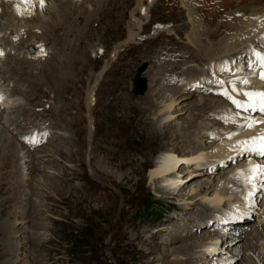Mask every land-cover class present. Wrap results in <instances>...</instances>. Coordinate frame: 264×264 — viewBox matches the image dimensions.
Instances as JSON below:
<instances>
[{
    "label": "rangeland",
    "instance_id": "rangeland-1",
    "mask_svg": "<svg viewBox=\"0 0 264 264\" xmlns=\"http://www.w3.org/2000/svg\"><path fill=\"white\" fill-rule=\"evenodd\" d=\"M20 1L0 0V65L9 72H0V90L10 93L15 120L11 129L7 115L1 118L5 123L0 122V264H175L181 258H185L181 264H214L206 247L220 236L228 238V230V239L249 236L238 239L235 247L218 240L221 264H264L263 174H255L259 193L256 188L252 198L246 197L252 191L249 176L234 177L252 157L241 153L224 160L226 164L217 162L211 170L206 166V173L182 153L190 142L186 136L203 130V120L205 125L214 123L219 127L194 135L195 147L188 144L209 164L227 137L242 133L245 121L260 116L220 94L227 90L240 100L232 95L231 85L218 82L248 77L253 64L249 58L242 53L205 57L195 41L201 25L192 24L188 0H153L143 16L134 14L141 29L133 25L134 38L126 44L137 0H45L43 7L39 0ZM27 28L33 30L28 36L23 32ZM258 44H248V52L259 53ZM198 52L203 63L187 57L173 66L174 57ZM139 64L146 66L139 73L145 87L135 94L136 77L132 91L131 78ZM189 68L195 70L193 78L184 73ZM198 79L205 87L195 91L188 82ZM152 91L160 96L153 98ZM188 92L184 99L188 103L206 97L216 105L181 130L177 126L189 119L191 111L195 117L199 114L192 104H179L178 97ZM171 97L177 100L169 111ZM170 116L179 118L175 129L152 143L148 121L163 126L172 121ZM11 130L17 133L15 138ZM36 130L39 136L33 134ZM181 138L186 141L177 150L174 144ZM168 149L176 159L177 184L184 185L176 196L173 190L162 195L158 187L164 182L149 178ZM255 160L264 167L263 158ZM199 185L201 197H194ZM226 187L231 191L224 192ZM217 188L222 200L216 207L209 199ZM182 190L191 202L183 201ZM247 202L252 214L245 222L234 220L238 229L219 231L221 225L211 226V218L242 209ZM184 248L188 249L181 253Z\"/></svg>",
    "mask_w": 264,
    "mask_h": 264
},
{
    "label": "bare ground",
    "instance_id": "bare-ground-1",
    "mask_svg": "<svg viewBox=\"0 0 264 264\" xmlns=\"http://www.w3.org/2000/svg\"><path fill=\"white\" fill-rule=\"evenodd\" d=\"M21 1H23V0H21ZM143 2H146L147 3L146 7L143 6V4H144ZM152 2H153V0H137L136 8L134 10H132L131 13H130L131 27L128 29V33L126 34L127 38L125 39V41H124L123 44L129 43L131 41V39L134 38L135 32H133V29H132V26L133 25L135 26V28H140L141 29V24H139L138 22H135L134 14L135 13L137 14L138 12H140L142 14V16H143L144 13H145V11L147 12V10L149 9L148 7L150 6V4ZM187 3H189V4H187V7H188L189 12H190V17H191L192 24H194V25L195 24L196 25L197 24H200L201 25V28H198V33L196 32L198 35H197V38H196L195 41H196V44L199 47V50L204 53L205 57L208 56L209 58L221 59L223 53L231 54L230 57L233 56V55H238L239 53H242V55H245L246 57L249 58L248 61H247L248 63H251V64L253 63L252 64V67L250 69L251 74L247 77L249 79L250 83L248 85H241L239 83H236L237 85L236 84L235 85H231L230 87H233L234 86V87H237V88L241 89V91H250V92H257V93L260 92V91H264V79H260V77H259V72H260L259 62L255 58L254 53L248 52V49H247L248 44L252 43V41L253 42L255 41L256 43H259L258 45H261V48H259V51H260L259 53H264V0H188ZM60 5H61V8H60L61 10H63V9L66 10V4L64 5V4H61L60 3L59 6ZM7 7H8V11L10 10V14H13L14 12L11 11V9L9 8V5ZM32 22H33V20H31V23ZM28 28L23 31L24 34H26L27 36L31 34L30 32L32 30L31 28L30 29H28ZM2 31H3V26L1 24L0 25V33ZM194 39H195V37H194ZM246 51H247V53L246 54H243ZM192 52H194V51H192ZM201 52H198L199 53L198 56L193 55L194 54L193 53V54H188V56H183L182 58H180V57H174V59H173V61H174L173 66L175 68H177V66L180 65V63H181L182 60H187V57L189 58V60H191V62L192 61H195V62H202L203 63V61H205V58L203 57V55L200 54ZM17 56L18 57H21V55H17ZM242 58H243V56H242ZM253 58H255L256 60L252 62L251 59H253ZM10 59H13V56H11ZM1 62H3V61H1ZM219 62L220 61H218V63L216 65H218ZM1 66L2 65H0V72L7 73V72L4 71V68L1 67ZM212 66H214L215 68L217 67L215 65H212ZM215 70L216 69H213V72H215ZM194 72H195V70H192L191 68L188 69V72L187 71H184L185 74H188L190 76L192 74H194ZM13 73H14V71H13ZM7 74H9V72ZM10 74H12V72H10ZM191 78H193V75L191 76ZM198 80L199 81H193V83L188 82V84H191V86H190L191 88H193V87L196 88L195 91H197V89H198L197 87L198 86H200V87L202 86L203 88L205 87L204 82L202 80H200V79H198ZM184 81L187 82V80H184ZM139 82H140V80L138 79V77H136L134 79V81H133V83L135 84L134 87L136 86V88H134V91H138L137 87L139 85ZM0 87H1V85H0ZM183 89H185V88H181L180 87V90H183ZM0 91H3V90H0ZM175 91H176L175 89H172V91L170 92L171 95H173V93H175ZM230 91H231L232 95H234L236 98L239 97V99L241 101H243L245 104H247L249 102L248 101V98L244 97L243 95H238L236 92L232 91L231 88H230ZM152 92H153V95L152 94L151 95L153 96V98H156L157 95L160 96V93L159 92H158L159 94H157L156 91H152ZM14 93H18L17 88L14 89ZM4 95H5L4 97L0 98V104H1V106H0V122L5 123V120H1V118H2V116L7 115L6 122L11 125L10 128H9V129H11L12 128V124L15 121L14 120V116H12L13 115V111L11 109L12 107H14V105H11V103H9L8 96L6 94H4ZM188 95H190L189 92L188 93L181 94L178 97V99L181 100L179 104H182V103H186L187 105L192 104L191 107H193V108L195 107L194 108L195 110H196V107L198 108L197 111H199L198 112L199 114H197V116L195 117L192 114V111H191V113L188 116L189 119L188 118L185 119L186 120L185 123H181L180 126H177L181 130L192 127L194 125V123L197 120H199V115H201L205 111H209L212 108H215V105H216L215 104V101L213 99L206 98V97H205V99H201V101L192 100L190 103H188L187 101L184 100V99H186L185 97L188 96ZM175 100H177V99L176 98L170 99V104L167 105V108H168L169 111H170V108H172V102L175 101ZM150 103H153V102L151 101ZM2 105H4V107H2ZM208 105H209V107H208ZM152 106H153V104H152ZM259 107H260V105L259 104H256L255 105V110L254 109H251V110H254L255 111L254 113H257L260 116H258L257 118H254L252 120L245 121L242 124V125L251 124L252 126L251 127H241L239 129V131L242 130V133H238L237 132V133L233 134L231 136V138L227 137L226 144L225 145L222 144L223 146H221V148L218 149L217 154L215 153L216 154L215 159H212L211 161H209V164H205V160L203 162V159L202 158H204V157H202V155H201L202 153L198 151L199 149L194 150V149H192V147H195V145L198 143V140H195L194 139V137H195L194 135L195 134L196 135L197 134H202L204 130L205 131L206 130L209 131V129H213V127H215V128L217 127L218 128L219 126H215L214 123H211L210 125L209 124L208 125H205L204 124V120H203V122L201 120L203 130H198L197 133H195V134H193V132H192L191 136H189V135L186 136L189 139V141H190L188 144L191 143L192 147L191 146H188V144L187 145H184L186 147V152L185 151L182 152L184 155H187V159H191L189 162H191V163L194 162V168L195 167L197 168V167H200L201 166L203 169H205V172L207 171L206 170V166H207V168H209L211 170L214 167L216 168L217 165H219V164L220 165L224 164L225 163L224 160H226V162H227V160L229 158H232L233 159L235 157L240 156L241 153H248V155L250 157H252L251 160H250L251 162L250 163H247V165L246 166H243V168H240V169H237L236 170V173L238 174V176H235L234 175V177H237L238 179L240 178L241 180H243L245 177L249 176L252 191H250V193H248L246 195L247 198H252L253 197L252 192L256 188H257V190H255L254 192H256V194L259 193V189H258L257 185L254 184L255 181L258 179V177L255 174H257V172H259L258 170L264 169L263 162L262 161H259V164H257V160H255L256 157L258 159V158H262V156H264V154H262L261 151H260L261 146L264 145V140H261L260 139V137L264 136V117H262V116H264V113H262L263 115L261 113H259L260 112L258 110ZM168 110H167V112L169 114V111ZM215 110L216 109H213L212 112H206V114L209 115L211 113H214ZM180 111L181 110L179 109L178 112H180ZM168 117H169V115H168ZM207 118H208V116H207ZM177 119H179V118H172V121H170L167 125H163V126H157L156 125V122L153 121V120L151 122L148 121V125H147L148 126V130L147 129L146 130H147L148 133H150L152 135V138H153L152 139V143L159 141V139H162L167 134L168 131L174 130L175 128H173V127H175L174 124L176 123V120ZM208 122H210V121H208ZM231 127H233V126H231ZM42 130H47V129H42ZM11 132L13 133L12 134L14 136L13 138H15L16 137V134H17V133H14L15 130L14 131L11 130ZM33 134L34 135H38V136L40 135V133H39L38 130H36V132L33 133ZM172 137H174V135ZM182 141L185 142L186 140H183V138H181L180 143H177L176 142L174 144V145H176V149L177 150H180V148L182 150V146H183V144L181 145ZM10 143H12V141ZM7 144H9V143H7ZM171 154H173V149L172 150L171 149H168L166 151V153L159 160L160 161V164H159L160 166H154V168H152V170L150 172V175H149V178L150 179L157 178V179L162 180V182H164V185L158 187V192H160L162 195H165L166 193H169L170 190H173L174 193H172V194L176 196L181 191V189L184 187V185L180 186L181 187L180 188L179 187L180 183H179V185L177 184V179L178 178L174 174V172L176 170L175 169V167H176L175 166L176 159H174L173 156H171ZM6 156H4V157H6ZM263 159H264V157H263ZM184 161L185 162L188 161V160H186V157L184 158ZM206 161H207V159H206ZM219 161H221V163L218 164L217 162H219ZM23 164H25V163L23 162ZM214 164H216V165H214ZM11 169H14V168H11ZM262 174H263V177H264V173H262ZM4 178H5V176H4ZM192 178H190V179H192ZM6 181H7V179H6ZM235 182H237V181H233V183H235ZM208 183H207V185H208ZM230 183L233 184L232 182H230ZM167 184H169L171 187L167 186ZM257 184H259V182ZM207 185H205V186H207ZM22 187H26V186H22ZM201 188H202L201 185H199L198 186V189H194V193H193L194 194V197H201V193L203 191V190L201 191ZM225 189H224V192H230L231 191L227 187ZM25 190H26V188H25ZM212 191H213V193H212L211 199H209L210 200L209 201V204H213V205H215L217 207L219 205V202L222 200V195H220L221 192L219 191L218 188L217 189H213ZM183 192H184V190H182V193H181V196L183 197L182 198L183 201L186 200L185 202H187V203L188 202H191V201H189L190 198H187V197L185 198V195H183ZM197 201H199V199L198 200L196 199V202ZM185 202H183V203H185ZM249 204L250 203L247 202V204H245V205H243L241 207L242 209L235 208L233 211H229V214H225L224 212H222L221 214H223V217H218V218L214 217V218H211V226H212L213 223H216L218 226L221 225V229L222 230L220 229L219 231H223V227H225V226H227V227H229V229H233V230L234 229H238L239 228V224L238 223H234L233 222L234 220L232 218L234 217V214H236L235 217L240 218L239 220L241 222L242 221L245 222L248 219V217L251 216V214H252V212H251V206H249ZM196 205L198 206V204H196ZM248 210H249V212H248ZM242 212H244V213L241 214ZM205 225H207V223H205ZM10 227H12V225ZM5 229H7V228H5ZM228 232H231V230L226 231V235L229 238V235L230 234ZM247 235L246 234L244 236L242 235V237H241V235H238L237 237H231L230 236L231 239L223 238V236H220L215 241L214 244H211L212 247H210V246L209 247H206V253L209 254V256H212L213 258H215L214 264H221L217 260L220 252H218L219 250H217V247L215 248L218 240H220V239L225 240V241L228 240V243L230 245L237 244V245H234V247H235V246H238V244H240L238 241L241 240L242 238L245 239V237ZM205 236H206V234H205ZM207 236H209V235H207ZM187 249L188 248H184V250L182 249L180 251L182 253V252H184ZM210 253H213V255H210ZM189 258H191V256ZM184 259L185 258H181L180 260L179 259L174 260L173 263H175V264H181V263H183V260ZM200 264H202V263H200Z\"/></svg>",
    "mask_w": 264,
    "mask_h": 264
},
{
    "label": "snow or ice",
    "instance_id": "snow-or-ice-1",
    "mask_svg": "<svg viewBox=\"0 0 264 264\" xmlns=\"http://www.w3.org/2000/svg\"><path fill=\"white\" fill-rule=\"evenodd\" d=\"M24 3H32L33 0H23ZM45 0H39V4L41 7H43ZM0 55H3L2 50H0ZM255 58L259 62L260 66V72H259V77L260 79H264V53H254ZM251 66V65H250ZM228 71H231V69H228ZM255 74V73H254ZM223 85V83H227L229 85H235L236 83H239L241 85H248L250 83L249 79L247 77H241L238 78L237 81H227V82H218ZM232 91L236 92L238 95H243L244 97L248 98V103L245 104L243 101H237L233 99L231 96L228 95L227 90L221 92V95H224L226 99L231 100V102L238 108L243 109L245 111L249 109H254L255 110V105L259 104V111L261 113H264V91L260 92H250V91H241V89L237 87H232ZM2 98V97H0ZM225 120H228L229 117H224ZM251 124L247 125H241V127H251ZM231 138V135L229 136ZM261 140H264V136L260 137ZM261 153L264 154V145L261 146L260 149ZM261 173H264V169L258 170Z\"/></svg>",
    "mask_w": 264,
    "mask_h": 264
},
{
    "label": "water",
    "instance_id": "water-1",
    "mask_svg": "<svg viewBox=\"0 0 264 264\" xmlns=\"http://www.w3.org/2000/svg\"><path fill=\"white\" fill-rule=\"evenodd\" d=\"M144 66H145V64H142L141 66H139L136 69V73L134 74V76L132 78V81H133L134 77H138V79L140 80L139 85L137 87L138 91H134L133 92L135 94L142 92L144 90V87H145V80H144V78H142V77L139 76V73L144 68ZM134 88H136V86Z\"/></svg>",
    "mask_w": 264,
    "mask_h": 264
}]
</instances>
